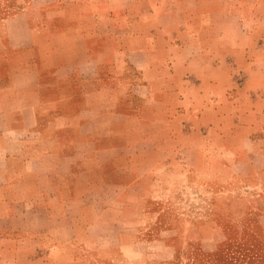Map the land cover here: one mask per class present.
<instances>
[{
  "label": "crops",
  "instance_id": "obj_1",
  "mask_svg": "<svg viewBox=\"0 0 264 264\" xmlns=\"http://www.w3.org/2000/svg\"><path fill=\"white\" fill-rule=\"evenodd\" d=\"M8 9L0 264H134L151 222L185 219L188 189L264 197V0Z\"/></svg>",
  "mask_w": 264,
  "mask_h": 264
},
{
  "label": "rangeland",
  "instance_id": "obj_2",
  "mask_svg": "<svg viewBox=\"0 0 264 264\" xmlns=\"http://www.w3.org/2000/svg\"><path fill=\"white\" fill-rule=\"evenodd\" d=\"M11 1L0 0V17L9 14ZM172 180L177 183L180 178ZM187 191L185 219L151 222L152 233L139 238L133 250V256L139 258L134 264H264V197L253 192L256 197L245 204L247 190L217 187L214 193ZM213 200H228L231 204L228 210L218 211L210 204ZM185 207L182 205V209Z\"/></svg>",
  "mask_w": 264,
  "mask_h": 264
}]
</instances>
